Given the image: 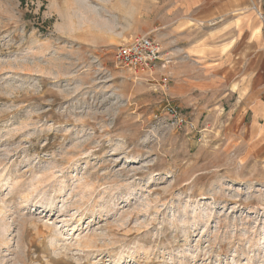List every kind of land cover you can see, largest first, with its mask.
Wrapping results in <instances>:
<instances>
[{"label":"rangeland","instance_id":"1","mask_svg":"<svg viewBox=\"0 0 264 264\" xmlns=\"http://www.w3.org/2000/svg\"><path fill=\"white\" fill-rule=\"evenodd\" d=\"M169 1L0 0V264H264V164L235 96L169 68ZM143 36L147 76L114 56Z\"/></svg>","mask_w":264,"mask_h":264},{"label":"crops","instance_id":"2","mask_svg":"<svg viewBox=\"0 0 264 264\" xmlns=\"http://www.w3.org/2000/svg\"><path fill=\"white\" fill-rule=\"evenodd\" d=\"M166 9L176 12L167 28L171 38L184 30L186 39L172 48L169 68L176 59L200 66L235 96L236 140L246 157L264 164V19L258 15L264 0H170Z\"/></svg>","mask_w":264,"mask_h":264},{"label":"built area","instance_id":"3","mask_svg":"<svg viewBox=\"0 0 264 264\" xmlns=\"http://www.w3.org/2000/svg\"><path fill=\"white\" fill-rule=\"evenodd\" d=\"M258 15L264 19V14L261 11H258ZM114 56L118 66L126 68L130 72L146 76L156 74L159 69L166 67V64L162 61L160 43L149 36L139 37L129 43L120 45L117 47ZM168 84L169 78L163 76L160 79L163 90L166 89ZM169 113L176 122H185L184 118H181L173 107H169Z\"/></svg>","mask_w":264,"mask_h":264}]
</instances>
